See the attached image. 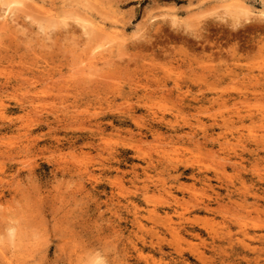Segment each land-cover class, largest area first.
<instances>
[{
  "label": "rangeland",
  "instance_id": "rangeland-1",
  "mask_svg": "<svg viewBox=\"0 0 264 264\" xmlns=\"http://www.w3.org/2000/svg\"><path fill=\"white\" fill-rule=\"evenodd\" d=\"M259 9L0 0V264H264Z\"/></svg>",
  "mask_w": 264,
  "mask_h": 264
},
{
  "label": "bare ground",
  "instance_id": "bare-ground-1",
  "mask_svg": "<svg viewBox=\"0 0 264 264\" xmlns=\"http://www.w3.org/2000/svg\"><path fill=\"white\" fill-rule=\"evenodd\" d=\"M239 3H241V1L239 2ZM238 3V4H239ZM243 4H245L246 5V3H244V2H242ZM10 4V2L8 3V5ZM241 6V5H240ZM247 6V5H246ZM248 8V7H247ZM256 12H258V13H263L264 14V11L263 10H261V9H259V10H256ZM260 15V14H259ZM97 27L98 28H100V29H105V26L104 25H97Z\"/></svg>",
  "mask_w": 264,
  "mask_h": 264
}]
</instances>
